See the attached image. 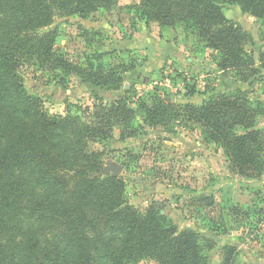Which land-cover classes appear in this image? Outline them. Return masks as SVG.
<instances>
[{
  "label": "trees",
  "instance_id": "obj_1",
  "mask_svg": "<svg viewBox=\"0 0 264 264\" xmlns=\"http://www.w3.org/2000/svg\"><path fill=\"white\" fill-rule=\"evenodd\" d=\"M221 4L237 5L264 23V0H139L135 10L146 23L191 30L217 54L219 71L236 72L250 87L264 70V49L256 58L245 52L248 35L225 18ZM116 5L0 0V264H207L195 232L178 231L153 206L139 213L126 201L123 179L102 174V154L90 150L115 127L127 131L136 112L153 130L163 126L178 116L171 104L146 95L131 108L130 89L106 105L95 95L92 108L66 106L65 115L50 116L24 87L20 69L33 60L97 90H120L121 74L105 70L100 54L87 57L85 66L71 64L57 51L59 33L50 28L55 9L85 18ZM239 83L180 112L222 150L238 178L257 180L264 171V134L255 129L261 107L251 105ZM193 202L213 205L205 195ZM236 254L234 246L222 247L221 264H237Z\"/></svg>",
  "mask_w": 264,
  "mask_h": 264
},
{
  "label": "rangeland",
  "instance_id": "obj_2",
  "mask_svg": "<svg viewBox=\"0 0 264 264\" xmlns=\"http://www.w3.org/2000/svg\"><path fill=\"white\" fill-rule=\"evenodd\" d=\"M138 4L117 0L113 9L85 18L53 11L50 28L59 33L57 51L81 67L87 57L100 54L105 70L121 74L120 90H97L75 75L53 73L33 60L20 69L24 87L50 116L65 115L66 106L92 108L98 99L106 105L109 98L125 96L130 89L131 108L146 95L171 104L178 116L170 115L163 126L153 130L143 123L144 114L136 112L127 131L115 127L110 139L90 143V150L102 154L103 167L108 162L122 167L119 177L125 182L126 201L139 213L153 206L178 231L195 232L207 264H221L226 245L236 248L237 264H264V171L257 180L238 178L222 150L206 142L201 127L180 112L224 88L231 90L240 75L219 71L217 54L188 28L141 20ZM221 8L225 18L248 35L245 52L256 58L264 49V23L237 5ZM237 86L254 108L261 107L255 129L264 134V70L252 86ZM203 195L211 198L212 206L194 205ZM136 264L156 263L145 259Z\"/></svg>",
  "mask_w": 264,
  "mask_h": 264
},
{
  "label": "water",
  "instance_id": "obj_3",
  "mask_svg": "<svg viewBox=\"0 0 264 264\" xmlns=\"http://www.w3.org/2000/svg\"><path fill=\"white\" fill-rule=\"evenodd\" d=\"M121 171H122V167L120 165L108 162L106 166L103 168L102 174L110 175L113 178H118Z\"/></svg>",
  "mask_w": 264,
  "mask_h": 264
}]
</instances>
